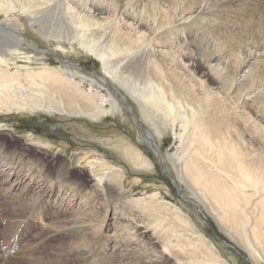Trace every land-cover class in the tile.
I'll use <instances>...</instances> for the list:
<instances>
[{"label":"bare ground","instance_id":"bare-ground-1","mask_svg":"<svg viewBox=\"0 0 264 264\" xmlns=\"http://www.w3.org/2000/svg\"><path fill=\"white\" fill-rule=\"evenodd\" d=\"M16 11L26 13L47 37L76 43L100 58L107 75L134 97L153 132L163 133V125L175 131L170 154L182 179L220 227L262 264L264 0H0V17L5 16L0 22V115L63 112L100 119L121 109L113 98L121 100L119 91H111L99 76L87 79L67 71L70 64L34 66L13 21ZM236 15L245 17L248 24L257 20L261 25H246L240 31L237 21L233 22ZM153 132L146 128L145 137L163 158ZM30 139L38 148L49 146L38 136ZM116 146L132 166H151L152 160L139 146L122 141ZM23 149L20 155L30 158L27 147ZM3 150L0 174L17 173L12 185L16 187L30 178L24 187L29 185V191L37 194L29 199L35 201L32 206L22 210L25 217L20 224L43 220L41 192L47 191V203L53 201L50 204L56 208H68L81 199V188H71L66 180V162L64 167L60 163L46 169L42 158L36 157L42 160L39 166ZM89 164L100 182L124 183L123 170L109 162L91 160ZM158 194H150L146 203L154 205L152 221L162 231L163 244L146 240L144 230L139 231V223L151 226L145 219L134 215L128 224L116 212L112 222L101 221L100 231L106 230L95 256L105 264H227L190 217L178 207L166 202L165 206ZM134 202L143 208L148 205L140 197ZM84 208L90 209L86 200ZM19 237L9 249H18ZM110 249L118 252L106 254ZM13 253L3 255L14 257ZM43 264L65 262L49 258Z\"/></svg>","mask_w":264,"mask_h":264},{"label":"rangeland","instance_id":"rangeland-1","mask_svg":"<svg viewBox=\"0 0 264 264\" xmlns=\"http://www.w3.org/2000/svg\"><path fill=\"white\" fill-rule=\"evenodd\" d=\"M4 17H0V22ZM13 17V21L20 29L18 30L19 36L24 42L23 50L27 51V55L35 60H28L33 61L36 64L34 66L49 63L51 66L61 67L63 64H70V69L69 67L65 68L67 71L87 77V79L99 76L110 85V90L117 89L119 94H123L125 97L122 102L113 95V98L121 104V111L110 112L100 119L69 115L63 112H53V114L23 111L0 115V148L4 149L3 153L9 152L19 158L20 152L27 147L30 158L20 155L21 158L34 161L39 166L44 159L46 169L47 165L54 168L61 166L60 163H63L64 167V162H66V171H64L67 173L66 180L70 183L71 188H81L79 195L81 199L76 198L68 208L52 206L50 203L53 201L47 203V191L41 192L45 198V206H43L41 214L39 213L43 222L36 218L37 220L29 219L30 223L20 224L21 218L25 217L22 210L26 205L32 206L34 200L29 199H35L34 195L37 196V194L29 191V185L27 188L24 187L30 178L26 177V181L16 187L15 184L12 185L17 173L15 176L1 173L0 264H30V262L31 264H43L49 258L60 259L65 264H105L106 262L100 261L95 256L100 242L103 241L102 234L106 230L103 228L100 231L99 226L103 219H111L116 212L118 215H122L123 222H128V224H131L133 220L131 218L134 215L145 219V222L151 226L144 227L146 225L139 223V231L144 230L146 240L163 244L160 237L162 231L152 221L154 214L152 218L151 208L154 205L146 203V199L150 200V194L156 192L159 193V201L163 202L165 206L167 203L173 208L178 207L183 210V214L190 217L194 226L197 225L195 228H198L206 238H210V243L213 242L220 250L222 258H225V263L258 264L259 260L252 259L249 252L238 245L237 241L220 227L205 203L193 193L191 186L182 179L180 170L178 166H175L170 154L175 145V131L163 125V129H165L163 133L153 132L152 126L141 113L139 104L134 97H131L127 90L120 87L111 76L107 75L103 62L95 54L76 43H70L68 40H55L47 37L33 26L28 15L22 11H16V15ZM234 18L233 22H238H236V26L241 29L240 31H244L248 25L249 27L261 25L257 20L256 22L250 21L252 24L250 22L248 24L245 17L241 18L239 15ZM6 42L8 43L9 39ZM73 65H77L78 68L73 69ZM128 106L129 108H127ZM146 128L155 134V143H159L157 146L161 148V156H163L164 163L171 175L161 165L153 141L151 143L154 146H151L146 139L144 133ZM34 136L48 141L49 146L46 145L43 148H38L37 145L33 146L30 138ZM121 141L143 149L146 158L152 160L151 166L145 169L132 166L116 146ZM36 157L42 158V160L38 161ZM91 160L107 161L119 170L121 169V172L123 170L124 183L119 182L120 184H118V181L111 179L100 182L97 176L92 175L93 172L89 164ZM173 179L180 184L183 195L178 192V186ZM27 189L29 193L24 195ZM37 191L39 192V190ZM51 197H56V194L54 193ZM139 197L145 201L141 203L148 204L146 208L140 207L134 202ZM184 198L195 200L202 206L203 211L200 212ZM85 200L86 203H89L90 209L85 210ZM161 215L163 216V214ZM112 221L111 219L110 222ZM16 223L19 224L16 225ZM174 224H176L175 220ZM177 226L180 232L184 231L179 225ZM24 227L26 228L24 229ZM18 237L20 239L17 243L19 245H16L18 249L16 251L9 249L11 244H15V238ZM221 240L236 245L227 246ZM160 249L163 247L161 246ZM8 251L14 252L12 254L14 257H9V255L4 257L3 254L9 253ZM113 251L118 252L112 249L107 252L104 250L106 254ZM260 262L264 264V260H260Z\"/></svg>","mask_w":264,"mask_h":264},{"label":"water","instance_id":"water-1","mask_svg":"<svg viewBox=\"0 0 264 264\" xmlns=\"http://www.w3.org/2000/svg\"><path fill=\"white\" fill-rule=\"evenodd\" d=\"M116 92V91H115ZM118 94V96L121 98V100H122V96H121V94H119V93H117ZM122 102H124L123 100H122ZM126 106H127V104H126ZM127 108H129V107H127ZM144 132H145V129H144ZM159 158V161H160V163H161V165L167 170V172L171 175V173L169 172V170H168V168H167V166L165 165V163H164V160H163V158H160V157H158ZM174 180V182L177 184V186H178V192L180 193V195H183V193H182V188H181V186H180V184L179 183H177L176 181H175V179H173ZM184 200L186 201V202H188V203H191V204H193L200 212H201V210H200V208L198 207V205L196 204V202L194 201V200H192V199H187V198H184ZM218 238V237H217ZM220 239V238H219ZM225 245H227V246H230L228 243H226L224 240H221ZM234 248V247H233Z\"/></svg>","mask_w":264,"mask_h":264}]
</instances>
